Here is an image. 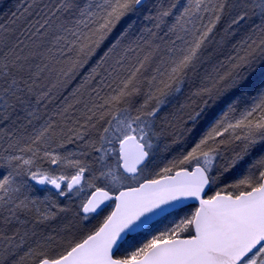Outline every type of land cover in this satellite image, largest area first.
<instances>
[{
    "label": "snow or ice",
    "instance_id": "6c2138e0",
    "mask_svg": "<svg viewBox=\"0 0 264 264\" xmlns=\"http://www.w3.org/2000/svg\"><path fill=\"white\" fill-rule=\"evenodd\" d=\"M31 7L21 15H31ZM18 19L13 13L12 24ZM141 19L152 26L140 27ZM8 31L0 24V139L9 140L8 154L0 155L9 169L0 176V264H264V0H57L25 25L21 35L28 33L29 43L10 44ZM105 88L109 92L101 96ZM82 89H91V106L84 103L77 115ZM64 92L55 113L63 127L49 116L27 137L10 130L18 121L31 125L39 119L37 106L47 107ZM217 110L209 131L186 154L153 171L171 151L162 137L174 135L175 144L188 125L213 120ZM100 122L106 126L97 148L89 137ZM109 136L119 143L114 166L105 163ZM75 141H83L85 151H60ZM226 143L238 151L214 171ZM257 145L261 154L247 163L242 178L203 198L206 187ZM89 150L102 153L99 169L90 166ZM193 162L189 171L185 165ZM28 180L52 185L61 196L91 189L76 213L82 223L112 207L110 201L114 210L93 230L81 229L86 234L79 239H38L18 226L26 223L20 215L36 205L17 196ZM188 199L199 202L191 215L116 255L131 233L161 214L178 213ZM35 211L40 221L56 217L50 209Z\"/></svg>",
    "mask_w": 264,
    "mask_h": 264
},
{
    "label": "trees",
    "instance_id": "16d2710c",
    "mask_svg": "<svg viewBox=\"0 0 264 264\" xmlns=\"http://www.w3.org/2000/svg\"><path fill=\"white\" fill-rule=\"evenodd\" d=\"M57 2V0H35V3L33 4V0H0V24L2 25H6L9 28L8 33H6V37L8 42L11 44L17 40H23L25 43H29L28 40V33H25L24 35H21V32L23 31L24 27L26 24H28L29 22H32L36 19H41L48 11V8L53 6L55 3ZM153 2H155V0H153ZM187 0H180L181 4L186 3ZM231 2V0H230ZM164 3H168V0H164ZM32 4V7L29 9V12L31 13V15L28 14H24L21 15L22 13H24V9L28 8V5ZM13 13L16 14L17 17H19V19L17 20L16 24H12V18H13ZM39 13V15H37ZM145 15H147V13H145ZM228 17L225 16L222 19L221 24L217 25V39H219L220 35H223V31L222 29L226 26V21H227ZM255 19V18H253ZM59 21H57L58 23ZM171 22V21H169ZM206 22V20H205ZM256 23H259L258 20H256ZM140 27H151V22L141 19L140 21ZM123 27V25H120L117 27V29L114 31L113 36L110 37L109 41L105 42V45L102 46V48L98 51L97 56L93 58V61L90 62L89 67L91 66V64L95 63L96 59L99 58L100 55H102L103 51L106 50L108 44L110 43L111 39H113L116 35H118L119 31L121 30V28ZM247 31V25L242 26L241 30H240V34H242L243 32ZM172 39H174V37H171ZM238 38V37H237ZM37 39V37H33V40ZM167 39V38H166ZM224 54H230L229 49L226 47L223 50ZM223 58V56L221 57ZM107 67V66H106ZM43 81H38V83H42ZM79 82V78L77 79V81L73 82V87L75 86L76 83ZM108 83H110L111 81H107ZM113 87H115V85L113 84ZM91 91V89H82L81 90V95L78 97V99H80L82 101L81 104L76 105V107L73 109L74 112L77 113V115H79V112L83 109V105L84 103H89V106H91L90 104V97H89V92ZM109 92L108 88H105L101 91L100 95H106ZM67 92L62 93L60 96H58L57 98L53 99L51 101V103L47 104V107L43 106V105H39L37 106V115L39 117V119H34L31 125H27L26 121H18L17 124L12 126V129L10 130H16L18 129V131H16V136L17 137H27L29 136L34 128H39L41 124H43V122L49 117L52 116L53 119L56 121V123L58 125H60L61 127H63V117L56 115L55 113H57L58 111V106L62 103V97L66 96ZM97 103H99V101H97ZM139 103H142V97H137L135 99V106H139ZM226 110V106L225 109ZM221 110H217L216 115L218 118V116L220 115ZM219 113V114H218ZM135 114V113H133ZM23 115V114H21ZM107 119V117H106ZM213 120H204L201 121L200 123H198L195 127H193L192 125H188V128L190 129L189 131H186L183 133V135L180 136L179 140L177 141V143L173 144L172 140L175 139L176 137L174 135H169L166 134L164 137H162V139L169 143L171 145V151L170 153L172 155H177V154H181V153H186L187 151H189L191 149L192 146H194V144L196 142L199 141V139H201L210 129L211 124H212ZM24 124L23 127H20L21 124ZM81 123H83V120H81ZM106 124L104 122H100L97 124V128L93 129L90 132V139L93 141H97V145L98 148L100 147L99 144V137L102 134V130L103 127H105ZM57 133L59 132V128H57ZM157 131H159V127H157ZM167 133H172V129H168ZM59 138V137H58ZM225 139H227V134H225ZM109 139L111 140V143H105L104 144V148L109 150L108 152V156L105 157L106 163L109 165H112V163L117 160V152L119 150V143L118 141L109 136ZM8 144H9V140L7 137H5L4 139H0V150L1 152H4L3 149L8 148ZM260 149L256 147V149L253 150L251 156H245L244 161L238 163L235 165V167L229 169L227 172H225L221 178L217 181V187H215L214 185H212L211 190L209 192V196L214 195L217 191H220L222 188H225L227 185L235 183L237 180H239L240 178H242V176L246 173V167H247V163L250 162L251 159H254L258 154H261L258 150ZM220 151H221V155H219L216 160L214 161V171L216 169H222L223 167H226L227 164L229 163V161L232 159V156L234 154V151H238V149L236 148L235 145L233 144H224L221 145L220 147ZM7 153V152H6ZM102 155V153H101ZM2 162V161H1ZM1 165V163H0ZM195 165V162H193L191 165H185V167H193ZM8 169V168H7ZM5 170L3 173H0V176L4 175L5 172L9 171V170ZM229 191H231V189H228ZM27 191V190H26ZM21 196V199L24 198V196H29V198L31 200H35L34 197L35 195L30 194V192H23ZM37 205V204H36ZM196 205H189L185 208L189 209V210H195L196 209ZM39 208V207H38ZM33 213H35L34 208L32 209L31 212H27V213H23L20 215V220L22 221H26V223L22 224V225H18L19 227H21L23 230L28 231L30 233V231H34L35 228H44V231L41 232L39 235L36 236V238H43L45 236H53L54 233L51 232L50 228L47 227V225H40L36 223L37 221V217L33 215ZM33 221V222H32ZM29 222V224H28ZM36 223V224H35ZM23 225H26V227H23ZM55 230L57 231V227H54ZM37 230V229H35ZM37 232V231H35ZM32 233V232H31ZM30 233V234H31ZM57 234L54 235L59 239V232H56ZM59 252V251H57ZM127 254L124 251H118L116 255H125Z\"/></svg>",
    "mask_w": 264,
    "mask_h": 264
},
{
    "label": "rangeland",
    "instance_id": "374dc122",
    "mask_svg": "<svg viewBox=\"0 0 264 264\" xmlns=\"http://www.w3.org/2000/svg\"><path fill=\"white\" fill-rule=\"evenodd\" d=\"M220 113V112H219ZM218 113V114H219ZM214 116L213 121L216 119ZM91 138V137H89ZM59 139V138H58ZM162 139V138H161ZM165 142V141H164ZM167 143V142H166ZM83 141H75L74 143H66L63 149H60L62 153L64 152H81L85 151V148L83 146ZM260 145H257V148H259ZM98 148V145H97ZM6 152H1L0 155H7ZM186 154V153H185ZM101 155L100 152H94L89 150V157L87 158L89 161L90 166L93 169H99L100 164L97 161V157ZM172 155L170 152L164 154L165 158L162 160V162L159 163L158 167H156L153 171L159 172L160 168L164 167L165 164H167L168 160L173 159L174 157L178 156ZM117 161V160H116ZM115 161V163H116ZM0 173H3L7 167L3 165V163L0 161ZM106 163V160H105ZM115 163H112V166L115 165ZM107 164V163H106ZM238 164V163H237ZM45 168L51 167L53 168L57 174H60V170L56 168V166H49L48 164L44 165ZM9 170V169H7ZM71 169H65V174H71ZM7 174V172L4 173V175ZM88 173L85 174V178H88ZM215 187H217V182L212 184ZM135 186V185H133ZM63 187V186H62ZM27 190V191H26ZM114 192H118L117 189H113ZM23 192H30V194L35 195L34 199L36 201V204L33 208L34 211L36 208L39 207L41 211H44L45 209H50L51 211L56 213V217L53 220L49 221H40L38 219V214L33 213L34 216L37 217V225L44 224L47 225L48 230L54 233L56 235L57 231L59 232V238H64V243L67 242L69 238L71 239H79L82 235L86 234L81 229L86 230H93L94 228L98 227L100 223H102L103 219L110 214L114 204H111L112 207L106 208L99 216H96L93 214L92 217H90L89 221L87 222H81L80 217L76 215V213L79 211V205L82 200H86L89 196V193L91 192V189H88L86 186L84 188V191L81 192L79 195L75 193V190L73 193H69L66 196H61L59 194V190L55 189L52 185H39L36 184L33 181L28 180L26 184H23L21 187V191L17 194V196L21 199V196ZM29 198V196H27ZM30 199V198H29ZM60 208H67L68 211L60 212ZM196 210V209H195ZM195 210H189L187 208H182L178 213H174V215H167L166 217L158 220L155 224H153L151 227L147 228V230L138 233L136 235H132L128 237V243H125L120 251H124L126 253L132 251L135 247L141 246L143 243L147 242L153 235L159 234L160 231H164L167 227L171 226V221L174 219L183 218L186 215H191ZM22 221V220H21ZM33 222V221H32ZM35 223V224H36ZM29 224V222H28ZM23 227H26V225H23ZM54 227H57V231ZM41 228V227H40ZM35 228L34 231H30V233L35 232L36 236L39 235L41 232L44 231V228L42 229ZM53 235V236H54ZM61 247H56V251H61Z\"/></svg>",
    "mask_w": 264,
    "mask_h": 264
},
{
    "label": "water",
    "instance_id": "95a60500",
    "mask_svg": "<svg viewBox=\"0 0 264 264\" xmlns=\"http://www.w3.org/2000/svg\"><path fill=\"white\" fill-rule=\"evenodd\" d=\"M194 166H195V165H194ZM194 166L191 167V168L188 167L189 171H192L193 168H194ZM210 190H211V185L205 188V191H204V193L202 194V195H203V198L207 199V198L209 197L208 195H209ZM214 195H215V194H214ZM214 195H213V196H214ZM108 203H109V204H112V203H115V201H110V202H108ZM192 204L196 205L197 208L199 207V202H198V200H196V199H188V200H185V201L182 203V205H180V209L183 208V207H186V206L192 205ZM197 208H196V209H197ZM112 210H114V206H113ZM112 210H111V211H112ZM170 211H172V210H170ZM165 216H167L166 213H165V214H161L160 216H157L156 218H154L153 221H151V222L149 223V225H147V226H145L144 228L140 229L139 232L145 230V229H146L147 227H149L152 223H154L155 221H157V220H159V219H161V218H163V217H165ZM139 232H137V233H139ZM137 233H131L129 236L134 235V234H137ZM129 236H128V237H129ZM116 254H117V253H116Z\"/></svg>",
    "mask_w": 264,
    "mask_h": 264
}]
</instances>
